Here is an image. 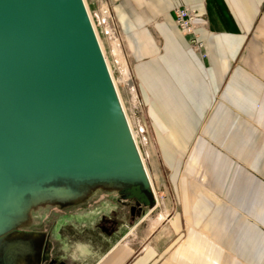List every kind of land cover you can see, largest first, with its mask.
Returning a JSON list of instances; mask_svg holds the SVG:
<instances>
[{
    "label": "crops",
    "instance_id": "crops-1",
    "mask_svg": "<svg viewBox=\"0 0 264 264\" xmlns=\"http://www.w3.org/2000/svg\"><path fill=\"white\" fill-rule=\"evenodd\" d=\"M108 2L149 105L150 185L172 207L142 248L119 241L93 264H264V0ZM179 6L196 12L207 63L176 25ZM198 168L210 193L182 176Z\"/></svg>",
    "mask_w": 264,
    "mask_h": 264
},
{
    "label": "water",
    "instance_id": "water-1",
    "mask_svg": "<svg viewBox=\"0 0 264 264\" xmlns=\"http://www.w3.org/2000/svg\"><path fill=\"white\" fill-rule=\"evenodd\" d=\"M133 140L84 1L0 0V160L139 174Z\"/></svg>",
    "mask_w": 264,
    "mask_h": 264
},
{
    "label": "rangeland",
    "instance_id": "rangeland-1",
    "mask_svg": "<svg viewBox=\"0 0 264 264\" xmlns=\"http://www.w3.org/2000/svg\"><path fill=\"white\" fill-rule=\"evenodd\" d=\"M95 2L98 8H89L90 12L100 14L107 8L114 15L115 25L111 23L108 29L114 28L117 33L118 41H115L119 48L108 40L105 27L97 21L96 33L144 165L148 166L146 144H153L156 137L150 122L146 133L139 122L143 124L142 117H148L149 105L140 95L138 82L132 75L124 34L112 5L108 0ZM194 53L201 62H208L206 45L205 51ZM205 53L208 59L203 56ZM191 154L190 148L177 159L187 164ZM18 168L0 160V264H93L124 240L125 245L138 250L146 245L148 237L164 222L166 212L172 207L164 193L149 185L142 170L139 174L135 170L36 174L26 169L29 172L18 177ZM183 175L190 186L210 193L202 168L194 175ZM172 203L175 208V202Z\"/></svg>",
    "mask_w": 264,
    "mask_h": 264
},
{
    "label": "built area",
    "instance_id": "built-area-1",
    "mask_svg": "<svg viewBox=\"0 0 264 264\" xmlns=\"http://www.w3.org/2000/svg\"><path fill=\"white\" fill-rule=\"evenodd\" d=\"M88 11L90 12L89 8ZM90 14L95 26V22L97 21L99 26L105 27L104 31L105 34L108 36V40L110 42L117 43V33L115 32L114 28H112V30L111 28L108 29L111 23H114L112 25H115L114 15L107 8H104V10L100 11V14L92 12H90ZM174 16L176 25L179 28L180 32L189 39L190 47L197 54H200L205 51V44L201 41L197 33L198 24L196 22V12L189 7L179 6L175 8ZM203 56L207 58V53H205V55Z\"/></svg>",
    "mask_w": 264,
    "mask_h": 264
},
{
    "label": "bare ground",
    "instance_id": "bare-ground-1",
    "mask_svg": "<svg viewBox=\"0 0 264 264\" xmlns=\"http://www.w3.org/2000/svg\"><path fill=\"white\" fill-rule=\"evenodd\" d=\"M83 1H84V0H83ZM84 3H85V2H84ZM85 6H86V4H85ZM86 9H87V7H86ZM87 11H88V10H87ZM88 15H89V17H90V21H91V23H92V26H93V29H94V32H95V35H96V38H97V41H98V44H99L100 50H101L102 55H103V57H104V60H105L106 66H107V70H108V73H109V76H110V79H111V82H112L113 88H114V90H115V92H116V95H117V97H118V100H119V103H120V107H121V109H122V111H123V113H124V115H125V118H126V120H127L128 126H129L130 131H131V134H132V136H133V138H134L133 141H134V144H135V146H136V149H137V151H138V153H139L140 159H141V161H142V168H143L144 175L146 176V179L149 180V183L152 185V183H151V181H150V176H149V174L147 173V169L145 168V165H144V161H143V158H142L141 152L139 151V148H138V146H137V143H136V140H135L134 132L132 131V128H131V126H130V123H129L128 117H127L126 112H125V110H124V107H123V104H122L121 98H120V96H119L118 89L116 88V83H115V81H114V79H113V77H112V74H111L110 68H109V66H108V63H107L106 57H105V55H104V52H103V49H102L101 43H100V41H99V38L97 37V36H98V35H97L98 32L96 33V31H97V30H95V27H96V26H94V25H95V24H94V21H92V17L90 16L89 12H88ZM113 44H114L115 47H118V48H119V46H118L117 43H113ZM116 52H117V50H115V53H116ZM117 55H118V54H117ZM152 188H153V186H152Z\"/></svg>",
    "mask_w": 264,
    "mask_h": 264
}]
</instances>
